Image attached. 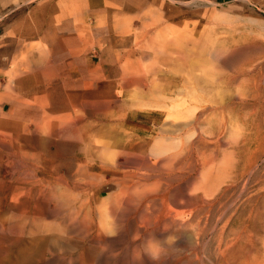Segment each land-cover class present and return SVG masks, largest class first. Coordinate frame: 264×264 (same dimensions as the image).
I'll return each instance as SVG.
<instances>
[{"label":"rangeland","instance_id":"374dc122","mask_svg":"<svg viewBox=\"0 0 264 264\" xmlns=\"http://www.w3.org/2000/svg\"><path fill=\"white\" fill-rule=\"evenodd\" d=\"M2 1L0 0V41L6 35L8 27L22 23L23 26L44 28L55 22V17L61 13L60 5L56 8H41V6L48 1L62 0H33L30 4L29 0ZM66 1L71 3L84 0ZM135 1L147 6L154 4L157 12L167 20V62L161 63L159 60L156 65L149 62L156 69L154 79L162 84L155 89L156 94H163L162 88L167 86V96L162 99L165 104L158 101L155 102L156 104L153 103V110L150 107V110L160 115L162 122L160 124L155 122L154 129L150 130L155 136L156 148L161 147L158 145L159 141L164 140L159 139L158 134L172 131H170L171 135L170 133L167 135V143L172 141L174 146L166 143L167 147L163 149L169 151L171 148L172 153L167 151L168 155H165L168 159L173 156L172 160L167 159V165H164L167 166L166 168L156 170L157 172L155 171L152 176L142 181L149 190L144 188L141 179L130 180L128 181L130 188L125 191L124 202L121 205L117 206L115 199L106 205V210H100L98 206L97 209L91 207L88 210L79 211L76 209V201L81 200L79 191L72 190L70 186L75 185L76 182L77 184L82 182L81 178L76 177L78 165H80L78 158L82 159L85 153L89 154L92 151L87 146L88 143L79 142L83 133L73 134L72 131L64 133L60 130L57 132L46 129L45 113L39 107H35L37 103L25 92L19 93L23 101L18 102V107L13 108L11 113V106L3 103L6 97L1 96L6 82L0 81V228H2L0 229V264H22L19 259L23 250L33 244L35 230L39 232L38 237L44 240V248L37 260L29 264H105V262L106 264L110 262L111 264H197V261L198 264H264V0ZM92 18L95 22V18ZM16 32H12L8 38L18 37ZM234 49H238L239 52ZM34 50L39 53L41 48L37 46ZM214 50L221 52L217 53ZM213 53L218 58L215 59L217 62L214 60ZM220 53L226 57L223 58ZM211 56H214L212 58L214 61H211ZM96 60L91 61L97 64ZM219 60L221 63H218ZM232 62L235 64L232 65ZM204 63H206L205 69ZM222 66L223 70L219 69ZM210 75L212 77L209 78ZM196 76L202 80L204 78L200 81L202 91L199 92V102L193 101L192 98L195 95L190 93ZM206 77H208L207 84L204 82ZM236 82L239 83L238 86ZM28 85L30 87L27 90L37 88L34 83H28ZM102 90L108 92L103 87L98 92V97L93 96L89 98L90 100L88 99L86 108L90 106L89 104L93 105V101L104 100L107 92ZM238 90L245 96L239 92L241 98L238 97ZM144 91L147 92V89ZM124 92V102L111 104L108 113H125L122 109L125 104L134 111L138 110L134 106L136 102L134 97L128 93V90ZM175 92H183L181 94L185 95L175 94ZM226 94L229 97L231 94L232 96L227 98ZM221 98L224 99L221 101ZM184 99L188 100L183 101ZM178 107L183 109L179 108V111ZM208 107L217 111L213 114ZM201 111L204 113L200 117L201 125H197V128L185 131L176 127L179 122L183 124L195 121ZM78 112L81 115L85 114L84 108H79ZM167 117L176 119L172 121L169 118V122L166 120ZM209 119H213L212 128L207 125ZM90 122L94 123L93 120ZM119 124L109 123L100 132H94L95 129L89 127L85 133L87 136L95 135V133L108 136L110 135L109 126L119 127ZM170 127H173V130ZM175 127L177 131L174 130ZM173 136L179 138L176 137V139ZM72 137L74 139H70ZM165 151L162 153H166ZM179 151L182 153H178ZM111 157L110 155L108 158ZM31 167L37 168L31 169ZM254 170H256L255 174H253ZM129 171L145 173L144 170L136 168ZM17 187H19L18 190L13 192ZM93 190L96 188H92L90 192ZM61 191L65 194L64 197ZM90 192L92 196L94 192ZM117 192L118 189L114 193ZM106 197L108 196L105 195ZM111 208H116L114 215L110 213ZM134 210L136 213L133 212ZM35 213L38 218L35 219L36 221L33 218ZM119 227H122V230ZM233 232L235 233L232 234ZM170 233L171 237H169ZM196 244L198 246L195 248ZM200 250L202 252L204 250L205 253ZM148 251L152 255L149 256Z\"/></svg>","mask_w":264,"mask_h":264},{"label":"bare ground","instance_id":"6f19581e","mask_svg":"<svg viewBox=\"0 0 264 264\" xmlns=\"http://www.w3.org/2000/svg\"><path fill=\"white\" fill-rule=\"evenodd\" d=\"M32 1L33 0H29L28 3L30 4ZM157 1L155 2V4L157 3ZM153 5L147 6L145 4L136 3L135 0H109V1L108 0L107 1H102V0H87L86 1V0H84V1H77V2H71V3L67 2L66 0H62V1H58V2L48 1V2H45L41 6V8H43V7L56 8L57 6H59L61 8V13H60V15L55 17V20H54L55 22L50 23L49 25H46L44 28H39L40 30L37 29L36 27H32V25L30 27H28V26H23L22 23L16 24V25L11 26L10 28L8 27L7 33H5L6 35L3 38H1V41H0V81L3 80L6 82L5 83L6 87L5 88L3 87L4 92L2 93L1 96L6 97V100L3 99L4 100L3 103H6V104L11 106V108H12L11 113H13V108L18 107V102L23 101L21 99L19 93L25 92L26 94L31 96L32 99H34L35 103H37V105L35 107H39L45 113L46 118H47V121H46L47 125L45 127L46 129H48L50 131L56 130L57 132L60 130V131H63L64 133H68L69 131H72L73 134H77L79 132H82L83 135L80 136L79 142L82 141L83 143H88L87 146L92 150L89 152V154L85 153L83 155L82 159H81V157L78 158V162H80V165H78V171L76 173L77 174L76 177L81 178L82 182L78 183V184L76 182L75 185L70 186L72 190L74 189V190L79 191L78 194H80L79 198L81 200L76 201V209L79 211H85L86 209L88 210V208H91V207L93 209H97L98 206H99L98 208H100V210H102V209L106 210V205L111 203L115 199L117 202V206L121 205L124 202L125 191L130 188L128 186V184H129L128 181L135 180V179H138V180L141 179V182H142L143 180H145V178H149L150 176H152V174L156 170L165 167L164 165H167V159H168L167 158V155H168L167 151L168 150L165 151L163 149L167 147L168 143H170L169 141L167 143V135L169 133L171 135L172 131L170 130L171 132L169 131V133H167L168 131L161 132V135L158 134L159 136H157V137L159 139H164V140H160L161 142L159 141L158 145H160L161 147H158V145H157L158 148H156L155 145L157 143L154 142L155 136L151 133V130H150V129H154V127L156 125L155 122H157L158 124L162 123L160 120L161 119L160 115H158L157 112L155 113L152 111L153 110V108H152L153 103L158 102V101H162V99L165 96H167V86L165 84H164V86H166V88H162V90H163L162 92H163V94H166V95L156 94L157 91L155 89L157 87H161L162 84H159L158 81L154 79L156 69L154 68V66L149 64V62H152L153 64L156 65L159 60L161 61V63L162 62L166 63L167 62L166 56H167V52H168L167 51V20L164 16L160 15L157 12L158 10ZM161 14H163V13H161ZM92 17L95 18V22H93ZM14 31H17L18 33L17 32L16 33L19 36L16 38H14V37L8 38V36H10V34ZM35 42H36V44H35ZM244 43H245V41H244ZM172 45H174V44L172 43ZM37 46L41 48V51L39 53H36L34 50V48ZM236 46H237V44H236ZM199 50L201 51V49H199ZM236 50H238V49H236ZM193 52H195V51H193ZM193 52H191V54ZM207 52L209 53L210 51H207ZM215 52H217V51H215ZM218 52H221V51H218ZM238 52H239V50H238ZM222 55L223 54H221V56ZM231 55H232V53H231ZM247 55H249V54H247ZM175 56H177V55H175ZM238 56H239V54H238ZM213 57L211 56V59ZM225 57L226 56L223 55V58H225ZM223 58H221V59L224 60ZM94 59L95 60L98 59V60H96V61H98L97 64L92 63L91 60H94ZM215 59H218L216 57V55H215L214 60ZM214 60L212 59L211 61H214ZM195 62H196V59H195ZM216 62H215V64H216ZM206 63H204V66H203L204 69H205ZM218 63H221V61ZM233 64H235V63L232 62V65ZM207 66H209V65H207ZM216 66H218V65H216ZM219 66H220V64H219ZM242 66H244V65H242ZM211 67L213 69V66H211ZM212 69H210V70L212 71ZM219 69L223 70V66H222V68H219ZM207 70H205V71H207ZM191 71H192V69H191ZM220 72H221V70H220ZM227 72H228V70H227ZM204 74H205V72H204ZM207 75H209V74L207 73ZM200 76H201V74H200ZM210 77H212V76L210 75L209 78ZM195 78H196V80L193 81V82H195V84H194V86L191 87L190 93H192V95H195V96H193L192 100L199 102V100H200L199 92L202 91V86L200 84V81H203L204 78H203V80L198 76H196ZM207 78L208 77H206V79H205L206 81H204L206 84H207ZM215 79L217 80L218 78L216 77ZM209 80L210 79H208V81ZM28 83H34L37 86V88L34 90H27L30 87L28 85ZM218 84H219V82H218ZM237 84H239V83L236 82V86H238ZM213 85H216V84H213ZM208 86H211V85H208ZM103 87L108 90V92L105 90H102L103 92H107L106 95H104L105 96L104 100H102V102L93 101L92 104L93 103L94 104L93 105L89 104L90 106H88L86 108V105L88 103V99L93 97V96L98 97L97 94ZM229 87L231 88V86H229ZM208 88H210V87H208ZM1 89H2V87H1ZM145 89H147V92L144 91ZM124 90H128L129 91L128 93H130V95H132L134 97V101H136L134 106L137 107L138 110L134 111L133 109L128 108V106L125 104L124 107H122V109L125 113H121V112H120L121 114L120 113H108V111L111 107V104H117L120 102H124V97H125L124 96V93H125ZM183 90H185V89H183ZM239 90H240V88H239ZM239 90L237 91V93L241 92ZM259 91H261V90H259ZM207 92H208V90H207ZM217 92L220 93L221 91H217ZM181 93H183V92H175V94L183 95ZM222 94L224 95V92ZM220 95H219V97H220ZM223 95H221V96H223ZM227 95L228 94H226L225 96L228 98L229 95L228 96ZM231 96H232V94H231ZM243 96H245V95L243 94ZM235 97L237 98V95ZM238 97L241 98L240 93L238 94ZM140 98H141V100H140ZM224 98H221V101ZM245 99H247V98H245ZM137 100H139V101H137ZM185 100H188V99H184L183 101H185ZM256 100H258V99H256ZM183 101L181 102L182 105H183ZM162 102L165 104L164 101H162ZM170 102H171V100H170ZM96 103H98V104H96ZM175 104H177V103H175ZM185 106H187V105L185 104ZM135 107H133V108L135 109ZM150 107L152 108V110H150ZM79 108H84L85 114L81 115V114H79V112L77 113ZM171 108H173V107H171ZM179 108L180 107H178V110H179ZM181 108L183 109V107H181ZM142 109L144 112L142 111ZM210 109L211 108H209V110ZM170 110H167V111H170ZM172 110H174V109H172ZM163 111H166V110H163ZM179 111H178V113H179ZM215 111H217V109H211V112L213 114L215 113ZM176 112H177V110H176ZM167 113H169V112H167ZM203 113H204V111L203 112L201 111V113H198V117L195 119V121H192V122L191 121H189V122L183 121L184 122L183 124H180V122H179L180 125L178 124L176 127H180L181 129H185V131L187 129L193 130V129L197 128V125H201V122H200L201 118L200 117L202 116ZM174 116L178 117L176 115H174ZM169 118L166 120L169 121ZM172 119H173V117H172ZM175 119H173V120L175 121ZM90 120H93L94 123L90 122ZM212 120L213 119H209L207 122V125H209V128L213 127V121ZM100 123H102V124H100ZM109 123H120V124H119V127L109 126V130H110L109 134L110 135H108V136L105 134H101V133H95V135L87 136L85 133L89 127H91L92 129H95L94 132H100V131H102V129H104V127H107L108 126L107 124H109ZM164 124H166V122H164ZM219 124H220V122H219ZM176 127L174 130H176ZM172 128L170 127V129H172ZM205 128H207V127H205ZM181 131H183V130H181ZM210 131L212 132V130H210ZM211 132H209V134ZM230 133H232V132H230ZM41 134H42V132H41ZM38 135H40V134H38ZM53 135H54V133H53ZM70 135H71V133H70ZM238 136H239V134H238ZM36 137H37V133H36ZM174 137L175 136H173V138ZM176 137L179 138L178 136H176ZM0 139H1V134H0ZM70 139H74V138L72 137ZM198 139H199V137H198ZM12 142H13V140H12ZM176 143H177V141H176ZM40 144H41V142H40ZM170 144L174 146V144H172V141ZM183 144H184V142H183ZM173 146H170V147L173 148ZM168 148H169V146H168ZM181 148H180V150H181ZM170 149L168 152H171ZM81 151H82V149H81ZM164 151L166 153H162ZM182 151H183V149H182ZM178 153H182V152L179 151ZM165 154H167V155H165ZM110 155L112 157L109 159L108 157ZM172 158H173V156L172 157L170 156L168 160L170 161V159L172 160ZM192 158H193V156H192ZM195 158H196V156H195ZM174 159H175V157H174ZM178 161L179 160H177V162ZM173 162H174V160H173ZM173 162H171V163H173ZM175 165H177V164H175ZM195 165H196V161H195ZM196 167L197 166H195V168ZM211 167H212V165H211ZM19 168H21V167H19ZM36 168L31 167V169H36ZM132 168H136L138 170H144L145 173L140 174L139 172L129 171V169H132ZM257 170H259V168ZM255 171L256 170H254L253 174H255ZM34 172H36V171H34ZM167 172H168V170H167ZM176 172H177V170H176ZM158 173H160V172H158ZM168 175H169V173H168ZM30 180H31V178H30ZM62 180L66 181L65 179H62ZM184 180H185V177H184ZM29 181H28V183H29ZM36 181L38 182L37 179H36ZM25 182H27V181H25ZM188 182H189V180H188ZM137 184H139V183H137ZM142 184L144 185L145 183L142 182ZM189 184H190V182H189ZM18 188L19 187H17L15 189V191H13V192H16L18 190ZM92 188H96V190L91 191V192H94V194L92 196H90L89 192ZM144 188L146 189L147 187L145 186ZM149 188H150V186H149ZM243 188H245V187H243ZM117 189H118V192L114 193L115 190L117 191ZM75 192H77V191H75ZM62 193H60V194L62 195ZM52 194H53V192H52ZM105 195H107L108 197L105 198ZM146 195H148V194H146ZM64 196H65V194L63 193V197ZM238 196H240V195H238ZM65 199H64V201H65ZM133 199H134V197H133ZM135 199H137V198L135 197ZM141 199H139V200H141ZM41 200L42 199H40V201ZM61 200L63 201V199H61ZM67 202H69V199ZM132 202H133V200H132ZM138 202L140 203V201H138ZM50 205H51V203H50ZM177 205H178V203H177ZM73 207H75V206H73ZM134 207H136V206H134ZM134 207H132V208H134ZM21 209H23V208H21ZM115 209L116 208L110 209L111 215H114ZM133 212H135V210ZM144 212L145 211H143V213ZM143 213H141V214H143ZM195 213H196V210H195ZM54 214H52V215H54ZM89 214H90V212H89ZM40 215H38V216H40ZM33 218H34V221H36L35 219H38L37 213H35L33 215ZM84 220H82V222H84ZM44 222H46V221H44ZM76 222H78V220ZM151 222H153V221H151ZM88 223L90 224V222H88ZM75 225L77 226L78 224H75ZM188 225H189V223H188ZM196 225H197V223H196ZM128 226H129V224H128ZM0 229H2V228H0ZM32 229H35V228H32ZM146 232H147V229H146ZM239 232H241V231H239ZM40 233H42V232H40ZM127 233H129V232H127ZM147 233H149V232H147ZM234 233L235 232H233L232 234H234ZM167 234H169V233H167ZM38 235H39L38 230H35L34 231V238L32 239L33 244L30 245V247H27V249L23 250V254L21 255V257L19 259V261L22 264H29L32 261H36L41 250H43L42 248H44V245H43L44 240L43 239L41 240L40 237H38ZM51 235H52V233H51ZM142 235H143V233H142ZM74 236H75V234H74ZM121 237L123 238V236H121ZM169 237H171V233H170ZM201 237H202V235H201ZM131 239H133V238H131ZM79 240H80V238H79ZM170 240H172V239H170ZM200 240H202V239H200ZM166 241H168V240L166 239ZM177 241H178V239H177ZM177 241H175V242H177ZM228 241H229V239H228ZM143 242H145V240ZM151 242H152V240H151ZM113 244L116 245L115 242ZM118 244H120V243H118ZM172 244H174V242ZM150 246L151 245H149V247ZM196 246H198V245L196 244L195 248H196ZM144 247H145V245H144ZM199 248H200V245H199ZM121 249H122V247H121ZM157 249H158V247H157ZM205 249H206V247H205ZM122 250H124V249H122ZM146 251H147V249H146ZM149 251H151V250L149 249ZM149 251H148V253H149ZM185 251H186V249H185ZM203 252H204V250H203ZM126 254H127V252H126ZM143 254L144 253H142V255ZM120 255H122V254H120ZM150 255H152V254L149 253V256ZM175 255H177V254H175ZM181 255H183V254H181ZM122 257H124V256H122ZM207 257L209 258V256H207ZM212 257H211V259H212ZM117 260H118V258H117ZM138 260H139V258H138ZM137 262H139V261H137ZM105 264H106V262H105ZM110 264H111V262H110ZM147 264H149V263H147ZM197 264H198V261H197Z\"/></svg>","mask_w":264,"mask_h":264}]
</instances>
